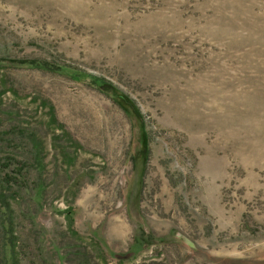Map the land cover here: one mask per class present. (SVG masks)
<instances>
[{
  "label": "rangeland",
  "instance_id": "rangeland-1",
  "mask_svg": "<svg viewBox=\"0 0 264 264\" xmlns=\"http://www.w3.org/2000/svg\"><path fill=\"white\" fill-rule=\"evenodd\" d=\"M0 183V264H264V0H0Z\"/></svg>",
  "mask_w": 264,
  "mask_h": 264
},
{
  "label": "trees",
  "instance_id": "trees-1",
  "mask_svg": "<svg viewBox=\"0 0 264 264\" xmlns=\"http://www.w3.org/2000/svg\"><path fill=\"white\" fill-rule=\"evenodd\" d=\"M19 65H24V66H29V67H34L36 69H40V70H47V71H59V70H64V71H68V72H72L74 73V75L76 76H80V77H88V74L78 70V69H74V68H70V67H66V68H61L58 66H55V68L51 67L49 63H42V62H38V61H22L19 62ZM94 81L96 83L102 82L101 79L93 77ZM105 81V80H104ZM94 82V83H95ZM115 99H118V103L120 105V107L128 114H133L139 121L142 122L143 124V115L142 112L140 111V109L136 106L135 102L129 98L128 95L124 94L123 92L119 91L118 89H115ZM145 131V129H144ZM146 133V131H145ZM144 135V134H143ZM145 136H148L147 134ZM144 145L147 146L146 141L144 140ZM0 187L2 188L3 183H0Z\"/></svg>",
  "mask_w": 264,
  "mask_h": 264
}]
</instances>
